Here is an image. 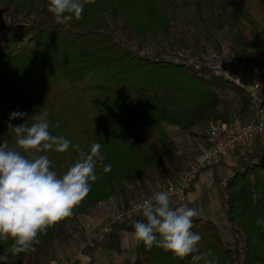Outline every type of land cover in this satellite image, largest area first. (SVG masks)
<instances>
[{
    "label": "trees",
    "instance_id": "1",
    "mask_svg": "<svg viewBox=\"0 0 264 264\" xmlns=\"http://www.w3.org/2000/svg\"><path fill=\"white\" fill-rule=\"evenodd\" d=\"M180 8L187 30L177 23ZM196 29L207 40L226 32L243 59L264 67V0H86L82 17L66 25L56 24L48 0H0V144L13 143L9 123L22 125L47 111L52 135L84 151L101 145L99 178L73 214L40 234L32 251L12 255L7 249L13 241L0 240V255H8L0 264H49L57 245L70 240V228L100 204L119 198L120 206L128 207L157 191L159 180L178 179L190 165L189 156L167 127L177 128L186 146L191 140L207 141L206 149L208 136L197 128L209 131L238 113H251L245 91L205 65L197 69L182 58L173 60L180 49L198 57L203 53ZM225 92L230 94L225 97ZM238 100L240 107H235ZM13 112L27 116L10 119ZM71 145L64 153L38 154L48 155L61 175L78 157ZM241 150L235 152L236 165L224 187L227 166L221 161L202 171L187 193L212 172L232 241L223 238L215 222L194 217L191 231L202 237L197 252L180 259L141 242L135 259L122 264H204L193 261L194 255L218 264H264V225L256 223L264 218V146ZM109 164L111 170L104 172ZM143 219L110 222L83 256L89 264H97L101 251L123 257L125 236Z\"/></svg>",
    "mask_w": 264,
    "mask_h": 264
},
{
    "label": "clouds",
    "instance_id": "2",
    "mask_svg": "<svg viewBox=\"0 0 264 264\" xmlns=\"http://www.w3.org/2000/svg\"><path fill=\"white\" fill-rule=\"evenodd\" d=\"M85 3L86 0H48V12L56 24L66 25L82 17ZM48 115L42 111L22 125L9 123L13 143L0 144V240L13 241L7 249L12 255L34 250L40 243V234H46L49 227L71 216L89 194L91 183L99 178L95 170L101 145L93 143L90 151H84L65 137L52 135ZM26 116L27 113L13 112L10 119ZM70 145L76 148L78 157L61 175L52 169L48 155L38 154L64 153ZM110 170V164L103 166L104 172ZM171 204L167 191L155 192L151 199L134 203L132 210L144 219L134 223L132 235L149 250L155 245L183 259L198 251L202 237L191 229L193 218L200 213L186 204L175 208ZM256 223L264 225V218H258ZM7 259V253L0 255V261ZM192 259L218 264L203 255H194Z\"/></svg>",
    "mask_w": 264,
    "mask_h": 264
},
{
    "label": "built area",
    "instance_id": "3",
    "mask_svg": "<svg viewBox=\"0 0 264 264\" xmlns=\"http://www.w3.org/2000/svg\"><path fill=\"white\" fill-rule=\"evenodd\" d=\"M206 53V58L205 55L202 58L182 50L173 60L179 61L182 58L184 59L182 61L195 65L197 69L205 65L218 77L245 91L251 103V113L245 117H235L229 123L219 122L213 125L208 132L210 146L190 163L178 179L163 188L159 186L158 191L169 193L171 205L185 202L188 191L203 170L226 161L235 152L264 136V93L260 82L250 73L248 63L234 52L225 37H219L216 44ZM153 194L149 197L137 198L128 207L120 206L111 222H125L136 216H142L132 210V205L151 199ZM57 264H78V258H69Z\"/></svg>",
    "mask_w": 264,
    "mask_h": 264
},
{
    "label": "rangeland",
    "instance_id": "4",
    "mask_svg": "<svg viewBox=\"0 0 264 264\" xmlns=\"http://www.w3.org/2000/svg\"><path fill=\"white\" fill-rule=\"evenodd\" d=\"M183 8L178 10L179 20V28L182 30L189 29V22L186 19ZM192 31V29H191ZM197 37L200 38V42L204 48L203 53L199 57L207 56V53L216 43L219 37H225L228 41L229 45H232L230 38L226 32L216 35L214 40H207L203 37V32L199 30H195ZM235 53H238V49L231 46ZM184 50L186 53L190 54L188 49H180ZM173 53H176L174 51ZM199 54V52H198ZM242 57L240 53H238ZM244 58V57H242ZM246 63H248V69L250 73H252L257 80L260 82L261 87L264 93V67L260 62L251 63L246 58L243 59ZM230 93L225 92L223 95L226 97ZM235 107H240L239 100L235 103ZM236 117H245L241 114H236ZM209 129V128H208ZM208 129L204 127L197 128L196 131L198 134L206 132L208 136ZM167 130L171 134L173 138L179 141L182 151L184 155L189 156V164L205 149L204 146L206 142H202L199 140H191L189 146H186L185 140L181 136L179 130L175 127H167ZM264 146V136L244 147L241 151L247 153L251 150L256 149L257 147ZM189 147V148H187ZM227 168L223 172V184L224 182L231 176L232 171L230 167H234L236 165V157L235 153L230 156L226 161ZM188 164V165H189ZM204 171V170H203ZM157 191L159 190V186L161 188L165 187L168 183H165L162 180H159L157 183ZM220 186L214 183L213 174L209 172L206 176H203V180L201 183L195 185V192L191 195V200L186 198L184 203L171 205L173 208L180 205H187L188 207L195 208L200 215L197 217L206 218L215 222L223 232V238L226 241H232V234L230 231V226L227 222L225 209L221 203V198L219 195ZM156 192V190H155ZM153 191V193H155ZM189 196V195H188ZM121 205V201L119 198H112L108 202L100 204L96 209L92 210L88 215L80 218L79 223L74 224L70 228V240L66 243H59L57 245L56 255L50 258L49 264H57L63 262L69 258H80L84 257L82 254L83 249L89 244L93 239H101L102 235L107 228V225L112 221L114 214L117 212L119 206ZM128 237V236H127ZM125 236L124 246L127 249V253L123 257H116L112 253L107 251H101L97 255V264H122L125 260L133 261L135 259V250L139 245L138 243L128 241V238ZM82 262L84 264H89V260H84L82 258Z\"/></svg>",
    "mask_w": 264,
    "mask_h": 264
},
{
    "label": "crops",
    "instance_id": "5",
    "mask_svg": "<svg viewBox=\"0 0 264 264\" xmlns=\"http://www.w3.org/2000/svg\"><path fill=\"white\" fill-rule=\"evenodd\" d=\"M194 193V192H193ZM193 193H190L189 194V196H188V199L189 200H191V195L193 194ZM128 236V237H127ZM126 237L128 238V241H132V242H135V243H138V244H140L141 242H137L135 239H134V237H133V235H126ZM126 238H124V240H125ZM82 258L84 259V260H87L85 257H80V258H78V264H84V262H82Z\"/></svg>",
    "mask_w": 264,
    "mask_h": 264
}]
</instances>
